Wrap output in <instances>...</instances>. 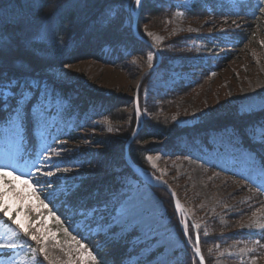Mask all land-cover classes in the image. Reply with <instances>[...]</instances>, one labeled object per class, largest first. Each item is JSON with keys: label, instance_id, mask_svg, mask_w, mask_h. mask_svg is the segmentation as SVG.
Listing matches in <instances>:
<instances>
[{"label": "rangeland", "instance_id": "rangeland-1", "mask_svg": "<svg viewBox=\"0 0 264 264\" xmlns=\"http://www.w3.org/2000/svg\"><path fill=\"white\" fill-rule=\"evenodd\" d=\"M192 1L173 0L171 12H167L169 16L159 17V22L162 21L157 23L159 27L152 25L156 22L152 20L154 17L142 14L144 23L140 28L146 36L144 38L150 41L145 43L150 50L134 53L122 65L80 59L45 69L43 73L50 77V81H44L53 87L64 85L70 91L67 95L62 93L61 100L56 101L43 121L34 126L35 148L26 145L23 129L13 134L0 124V162H5L10 154L15 153L23 141L20 153L23 158L17 159L16 171L13 172L20 179L14 180L12 176L2 178L0 190L6 193L2 203L8 206L9 215L14 220L41 238L39 245L33 242L38 248L43 246L46 249L49 259L45 261L40 255L43 264L95 263L87 254L91 250L95 256L94 250L82 241L81 236H76V240L72 237L76 235L77 228L83 236L98 235L96 219L99 213L96 218L89 219L81 213L92 207L74 209L67 200L96 177L124 169L121 161V148L124 150L126 139L124 133L127 132L124 128L132 122L133 94L141 78L137 101L141 97L143 117L148 120L160 115L178 127L190 128L209 116L245 115L264 108V11L260 10L264 3L260 0H216L217 7L224 11L233 9L237 12L242 8V16L190 18L185 10L190 8ZM208 8L211 11L212 8ZM132 20L133 15L129 18L126 13L123 21L119 17L116 22L132 33ZM242 31H249L250 40H256L255 45L244 52L236 48L237 35ZM153 48L158 51V59ZM101 50L104 58L113 57L112 49L107 45ZM150 55L151 60L148 59ZM150 67L153 69L146 72ZM196 81L198 84L193 86ZM188 85L190 87H184ZM81 88L114 96L120 104L114 121L105 118L92 126H83L93 106L88 105L85 112H79L71 104ZM135 119L136 127L140 121L137 116ZM218 132L209 130L204 139L197 135H183L177 143V154L171 156L162 155L157 149L145 153L149 171L162 176L182 197L183 210L179 216L176 213L178 226L168 214L163 198L148 184L134 174L122 176L120 188L123 184L131 190V195L138 197L142 212L154 218L165 241L155 245V239H159L156 237L152 241L154 246L145 251L148 244L144 242L140 229L115 227V238L128 242L129 251L136 250L128 254L124 264H173L176 258L183 256V250L188 246L186 242L192 239L189 231L188 237L183 232L188 219L192 221L195 233L193 241L188 243L198 244L200 248L196 231L199 227L206 243L209 264H264V229L260 228L264 225L261 162L244 146L231 147L221 136L218 143L213 138ZM150 143L158 144L155 140L140 144L149 146ZM57 151H62V157L56 155ZM87 153L95 157V164L97 159L102 164L93 165L96 166L94 171L86 166V162L82 164ZM149 156L150 161L147 159ZM34 164L40 169L36 174L41 181L49 179L44 176V171L50 168L54 172L51 178L57 184L54 207L49 204L45 208L41 203L44 192L50 190L49 185L35 184L32 178L21 175L30 170L36 172ZM56 165L59 172L54 167ZM64 168L71 170L67 174L69 177L78 173L79 178L65 181ZM151 172L148 173L153 175ZM24 180H28V184ZM10 187L13 191H8ZM110 193L114 192H109L107 198ZM104 215L107 217L108 214ZM0 218L5 229H14L18 233V243L26 242L23 249L11 256H0V264H33L31 249H35V245L33 248L32 240L2 213ZM69 223H72V228H68ZM99 236L100 241L112 238L103 233ZM77 241L85 247L81 248Z\"/></svg>", "mask_w": 264, "mask_h": 264}, {"label": "trees", "instance_id": "trees-1", "mask_svg": "<svg viewBox=\"0 0 264 264\" xmlns=\"http://www.w3.org/2000/svg\"><path fill=\"white\" fill-rule=\"evenodd\" d=\"M172 1L173 0H145L139 14L140 16L138 17L137 31L139 35L146 37L140 28V24L144 23L142 22V14L147 13L154 17L152 20H155L156 22L152 23V25L158 26L162 23V21H160L161 23L159 22V17L161 15H165L166 17L169 16V13L171 12L169 9H171ZM0 2H2L0 3V9L3 10L5 15H7L8 12L12 10V6L16 5L17 0H0ZM19 3L23 5L24 0H19ZM115 3H117V0H87L85 5H78L74 3V0H67V4L61 2L55 7L51 4L44 5L37 14V20L33 32L28 35H39L40 29L46 26L48 29L47 38L35 40L30 47L15 42L13 50L10 53H6L3 57H0V71L7 73V76L4 79L6 80L12 76L30 75L41 80L50 81V77L43 72L54 65L70 63L80 59H94L110 64L122 65V62L134 53H139L144 49L150 50L147 45L132 35L130 29L118 26L116 21L119 17L122 18V21L123 16L125 17L126 13L129 18L131 17V14L123 7L118 10L116 17L112 20L111 24L95 30L90 28L92 22ZM216 4V0H193L190 8L185 10V14L190 18L208 15H226L231 18L232 15L242 16L244 12L242 8L237 12L233 9L224 11L222 7H217ZM208 7L212 8L211 11H209ZM49 17L53 18L49 19ZM237 37L238 46H236V48L238 47V50L240 51L243 49V52L250 46H254L256 43L254 38L250 40L251 36L249 31H242ZM104 45H107L112 49L111 55L113 57L110 59L103 57V51L101 49ZM198 81L192 85L196 86ZM184 87H190V85ZM55 88L65 95L70 91H67L65 86L61 84H56ZM132 100L133 98H130V101ZM71 104L76 106L79 112L86 111L88 105L93 106V111L89 113L87 119H85V125H83L85 127L92 126V124L104 120L105 118L113 120V117L116 116L115 112L120 108V104L114 96L102 95L97 92L93 93L84 88H81L76 98L71 100ZM138 104L139 109L142 112L144 107L141 97L138 98ZM135 117V113L131 108L130 121L132 122L124 128H127V132L124 133V135H126L124 145L134 130L135 121L137 122ZM262 119H264V108L245 115L209 116L205 118L204 122L190 128L178 127L165 116L156 115L149 120L148 118L143 117L142 126L133 140L129 143V156L135 164L144 169H150L145 162V153L157 149L162 155L171 156L177 151V143L181 140L183 135L186 137L197 135L198 138L204 139L209 130L220 131L229 126L243 129L246 125ZM23 127L27 143L29 146L33 147L35 145V137L33 134V121L31 117L24 121ZM153 140L158 142V144L153 145L152 143L154 142L150 143L149 146L148 144L146 146L140 144ZM243 146L246 148L255 147L249 143L247 138L244 139ZM121 150V161L124 165V169L122 171L119 170L111 172L110 174H105L101 178L96 177L90 181L86 188L80 189L77 193L72 194L70 199H68V202L73 205L72 207L74 209L80 207L89 208L102 204L108 199L107 195L109 192H117L120 189V179L123 175L134 176L129 166L123 161V147ZM87 154L86 159L83 160L82 164L86 162V166L90 168V170L94 171L96 169V166L93 165H102L98 159L95 164V157L92 154H88L87 156ZM261 156L264 157V154H261ZM159 177L162 178V176ZM166 182L168 183L167 180ZM169 185L173 188L172 184ZM152 190L153 192H156L159 197L163 198L168 214L174 224L178 226L171 196L162 187H152ZM175 192L178 199L182 201V197L178 191L175 190ZM216 227L219 229L218 226ZM188 231L191 235V240L193 241L195 233L192 231V221L190 219L188 220ZM196 231L199 237L200 251L205 264H209L208 257L205 253L206 243L203 239L204 237L200 233L199 227ZM83 237L84 239H82V241L90 246L95 252L97 260L94 264H124L128 254H130L131 251H136L135 249L129 251L127 247L130 246L129 243H123L119 238H110L108 240L100 241L101 237L99 234L95 236L86 235ZM31 245L34 248L35 244L33 241L31 242ZM35 249H38L36 245ZM39 259L44 261L41 256H39ZM173 264L199 263L189 247H185L183 250V256L181 258H176L173 261Z\"/></svg>", "mask_w": 264, "mask_h": 264}, {"label": "snow or ice", "instance_id": "snow-or-ice-1", "mask_svg": "<svg viewBox=\"0 0 264 264\" xmlns=\"http://www.w3.org/2000/svg\"><path fill=\"white\" fill-rule=\"evenodd\" d=\"M61 2L67 4V0H24V4L21 5L19 0H17L16 5L12 6V10L9 11L7 15L0 9V57H3L6 53H10L13 50L15 42L30 47L35 40L47 38L48 29L46 26L40 29L39 35L29 36L28 34L33 32L37 14L44 5L51 4L55 7ZM74 3L85 5L87 0H74ZM133 3L134 7L132 6ZM144 3L145 0H117V3L107 8L104 13L92 22L90 28L95 30L111 24L121 7L131 15L138 17ZM260 3H264V0H260ZM260 10L264 11V8ZM52 18L53 17H49V19ZM148 59L151 60L152 56L150 55ZM65 67H67V65H65ZM6 76V72L0 71V124H4L7 130L13 134H16L18 130L22 129L24 121L29 117L32 118L34 126L40 124L44 117L47 116L54 107L55 102L62 98V93H59L55 87L37 77L30 75L12 76L5 80L4 78ZM139 115V110H137V116ZM217 135L223 137L231 147L243 146V141L247 138L249 143L255 147L247 148L246 150L252 152L256 155L257 159L261 160L260 172L261 175L264 176V157L261 156V154H264V119L255 121L245 126L243 129L234 128L232 126L226 127L221 129ZM22 145L23 141L21 140V147L18 148L15 153L10 154L5 162H0V183H2V178L6 176H12L14 180L20 179V176H14L13 172L16 171L15 164L17 159L23 158L20 155L21 151H23ZM56 155L62 157V151H57ZM147 159L150 161L151 157L149 156ZM54 167L57 172L60 171L58 165ZM33 168H36V172L30 170L21 175L32 178L35 184L44 183L49 185L50 190L44 192V199L41 200V203L45 208H47L49 204H53L54 207L56 199L55 190L57 188L56 182L51 179L54 176V172L50 170V168L44 171V176L49 179L41 181L36 174L40 169L37 168L35 164ZM70 171L69 168L63 169V173L65 174L63 179L65 181L70 178L77 180L79 174L77 173L69 177L67 174ZM23 182L28 184V180H24ZM74 187H78V185ZM262 187H264V185H262ZM8 191H13V189L10 187ZM67 191L68 190L65 189V193H67ZM130 191V189L122 184V187L117 192L110 193L109 198L102 204L93 206L87 212H82L81 215H86L89 219H92L96 218L99 213L96 219L97 234L103 233L112 238L116 236L113 229L117 226L122 230L127 227L140 229L144 242L148 244V248H146L145 251H148L154 246L152 243L154 238L159 237V239H155V245H160L165 242L164 236L160 231V226L157 225L154 218L142 212L138 197L131 195ZM5 194V191L0 190V213H2L3 217H6L8 221H11L13 225H16V228L19 229L24 236L29 237L39 245L41 238L32 234L28 227L14 220L9 215L8 206L2 203ZM44 201H48V203ZM104 213L108 214L107 217ZM57 222L59 223L60 221L58 220ZM68 228H72V223L68 224ZM260 228L264 229V225H260ZM65 231L67 232L68 229L66 228ZM75 231L76 235L72 237L73 240H76V236H81V239H84L79 228L75 229ZM9 232L11 234L7 235ZM183 232L185 237L189 236L187 224L184 225ZM17 237L18 233L14 229L4 228V221L0 218V256H11L12 253L25 247L26 242L23 244L18 243ZM198 239L197 237V241ZM188 242L191 243L190 238ZM77 243L81 248L85 247L83 244H80L79 241H77ZM194 251L195 254L200 257L199 264H204V258L200 254V248L197 246ZM31 252L34 258L33 264H43L39 259L40 255H43L45 261L49 259L46 249L43 246L38 249H31ZM87 254L93 261L97 260V257L93 255V251L89 250ZM137 264H139V262H137Z\"/></svg>", "mask_w": 264, "mask_h": 264}, {"label": "water", "instance_id": "water-1", "mask_svg": "<svg viewBox=\"0 0 264 264\" xmlns=\"http://www.w3.org/2000/svg\"><path fill=\"white\" fill-rule=\"evenodd\" d=\"M137 18H138V17L134 15V18H133V21H132V26H131L133 31H135V29H136ZM140 39L143 40L145 43H148V44H149V42H148L147 40H145L144 38H140ZM156 55H157V58H158V52H157V51H156ZM156 65H157V63H156ZM152 69H153V67H150L149 69L146 70V72H149V71H151ZM146 72H145V73H146ZM144 75H145V74H144ZM141 81H142V78H141L140 81L138 82V84H137V86H136V89H135V92H134V105H135V108H136V109H138V108H137V95H138V90H139V87H140ZM133 136H134V135H133ZM133 136L129 139V141L133 138ZM129 141H128V142H129ZM127 145H128V143L126 144V147H125V152H126V153H127ZM129 161H130V160H129ZM130 165H131V168L135 171V173H137V175L141 176L142 179H143L144 181L153 184L152 181H149V179H147L144 175H142L140 172H138V170H137V168H136V166H135L134 164L130 163ZM166 188H167V190L170 192V194H171V196H172V198H173V200H174V205H175V206L179 205L180 203H179V201L177 200V197H176L174 191H173L170 187H167V186H166ZM186 243H187V245L191 248V250L193 251V253H194L195 257H196V259H197L198 262H199V261H200V257L197 256V255L195 254V251H194V249H195L198 245L192 246V245L189 244L188 242H186ZM200 254H201V253H200ZM201 256H202V255H201ZM204 264H205V263H204Z\"/></svg>", "mask_w": 264, "mask_h": 264}, {"label": "bare ground", "instance_id": "bare-ground-1", "mask_svg": "<svg viewBox=\"0 0 264 264\" xmlns=\"http://www.w3.org/2000/svg\"><path fill=\"white\" fill-rule=\"evenodd\" d=\"M141 11V10H140ZM140 14V13H139ZM140 16V15H139ZM247 126V125H246ZM213 132H216V131H213ZM213 138H216V140H217V142L219 143L220 141L218 140L219 139V135H217V136H214ZM216 142V143H217ZM124 159V158H123ZM123 161H125V160H123ZM211 167H213L212 165H210ZM178 210H180V209H178Z\"/></svg>", "mask_w": 264, "mask_h": 264}]
</instances>
